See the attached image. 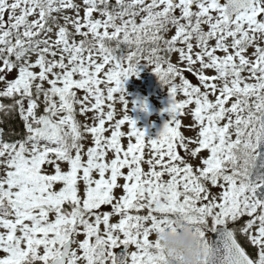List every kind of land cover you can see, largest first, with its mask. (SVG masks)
I'll list each match as a JSON object with an SVG mask.
<instances>
[{
  "label": "snow or ice",
  "instance_id": "obj_1",
  "mask_svg": "<svg viewBox=\"0 0 264 264\" xmlns=\"http://www.w3.org/2000/svg\"><path fill=\"white\" fill-rule=\"evenodd\" d=\"M142 67L169 89L155 139L127 114L125 84ZM0 84V112L18 113L27 133L0 136V264H169L159 235L177 217L204 264H264V173L252 179L264 168V0H0ZM186 116L195 137L181 130Z\"/></svg>",
  "mask_w": 264,
  "mask_h": 264
},
{
  "label": "rangeland",
  "instance_id": "obj_2",
  "mask_svg": "<svg viewBox=\"0 0 264 264\" xmlns=\"http://www.w3.org/2000/svg\"><path fill=\"white\" fill-rule=\"evenodd\" d=\"M71 14V13H69ZM81 16H83V12L80 13ZM207 30V28H206ZM173 33H169V36L172 35ZM212 43L214 44L215 41H212ZM251 51V49L249 50ZM221 56L223 55V53H219ZM33 59H35V57H33ZM172 61L173 63H176L178 61V55L173 56L172 57ZM181 67H183V65H181ZM37 71H39V69H37ZM153 69L151 67H142L141 71H140V76L139 78H136L135 76L130 78L126 84H125V88L127 90V100L129 102L128 104V112L127 114L130 115L133 119H135L137 121V125L138 127H140L141 129H146L148 136L155 139L158 138L159 133L162 131L163 129V125L164 123L170 119V116L167 112H164L163 110L165 108H167L170 104V97H169V92H168V88H162L159 87L156 90V93L154 90H151V83H150V73H152ZM191 74V73H190ZM208 75H215V72L213 70H209L207 72ZM184 75L190 80L191 83H193L194 85H198L199 81L196 78V76H194L193 74H191L190 76L188 75L187 72L184 73ZM245 75H247V73H245ZM16 76L15 72H12L9 76L8 79H14ZM177 83H180L179 80H177ZM47 87V85H45ZM103 87V86H102ZM0 88H3V85L0 84ZM78 95L80 97H83L84 92L80 91L78 93ZM179 100H183L185 99V97L183 96L182 93L178 94L177 97ZM215 96H212L211 99L215 100ZM42 99V97H41ZM135 102V104L133 103ZM144 102H147L148 104V111H144L142 109V104ZM229 102V105L230 106ZM192 108L195 107V105L191 106ZM115 109H116V119H120L123 117V115L125 114V112L123 111V106L121 103L117 102L115 104ZM41 111H43V109L41 108ZM107 111V109H106ZM77 112H78V120L80 122H85L86 117L84 115L79 114V106H77ZM88 117H93L94 113L93 112H88L87 113ZM193 122V119L191 116H186L182 119V132L186 137H195L196 136V132L194 131H189L187 130V128L183 127L184 125H189ZM88 123H91V121L89 120ZM107 126V125H106ZM130 126L129 125H125L122 127V131H124L125 133H128ZM106 135H110L109 133H106ZM234 138V137H233ZM129 143V140L125 137L122 138V144L123 146L126 148L127 144ZM92 145V138L91 136H89L88 140L85 141V149H87V147ZM191 148H195L197 147L196 144H191L190 145ZM149 151V149L146 147L145 148V152L147 153ZM178 151H180L181 156H185V152L182 148L178 149ZM201 155L203 157H207L209 155V152L207 150H204ZM113 158V153L109 152L107 159L111 160ZM190 163H193L194 166H199L200 165V160L199 159H193L192 157H186ZM87 159V157L85 156V160ZM62 167L67 170L68 165L67 164H62ZM145 171L147 172L149 170V165L147 163H145L143 165ZM48 171H52V169H48ZM125 172L127 171V169L124 170ZM94 177L95 178H99L98 174L94 173ZM165 180L169 179V177L166 175L164 177ZM125 181L123 179L119 180V184H123ZM209 187H211L209 185ZM81 188L83 189V184H81ZM221 189L219 187L216 188H212V192L213 194H217L220 193ZM123 194L122 189L117 188L115 190V195L117 197L121 196ZM101 212H110L111 208L109 206H104L102 207V209L100 210ZM142 214H146V213H142ZM119 219L118 216H113L111 222H117ZM249 219V217L245 216L240 220V224H244L245 221H247ZM101 230L103 231L105 226L103 224L100 225ZM81 232H82V228H81ZM209 235V233H208ZM85 235L81 234L78 236V240L83 241L85 239ZM153 240H155V235H153L151 237ZM74 249L76 248V246H73ZM116 252V250H115ZM2 254V253H0ZM82 254V253H81ZM81 264H84L83 261H81Z\"/></svg>",
  "mask_w": 264,
  "mask_h": 264
},
{
  "label": "clouds",
  "instance_id": "obj_3",
  "mask_svg": "<svg viewBox=\"0 0 264 264\" xmlns=\"http://www.w3.org/2000/svg\"><path fill=\"white\" fill-rule=\"evenodd\" d=\"M159 239L169 254V264H204L205 249L200 238L180 217L176 218L175 231L166 227Z\"/></svg>",
  "mask_w": 264,
  "mask_h": 264
},
{
  "label": "trees",
  "instance_id": "obj_4",
  "mask_svg": "<svg viewBox=\"0 0 264 264\" xmlns=\"http://www.w3.org/2000/svg\"><path fill=\"white\" fill-rule=\"evenodd\" d=\"M154 80L155 85L157 87H161L162 84L159 81L157 75L154 73ZM4 103H10L9 100L5 99L3 101ZM27 135L24 127V122L20 119L19 114L16 112H13L11 114H4L0 112V136H2V139L5 142H15L20 141L25 138ZM243 224H240V221L236 224L232 223L233 229H239ZM237 238L240 241V243L246 248L247 251H249L253 256L256 254V249L254 247L249 246L248 240L246 237L238 232Z\"/></svg>",
  "mask_w": 264,
  "mask_h": 264
},
{
  "label": "water",
  "instance_id": "obj_5",
  "mask_svg": "<svg viewBox=\"0 0 264 264\" xmlns=\"http://www.w3.org/2000/svg\"><path fill=\"white\" fill-rule=\"evenodd\" d=\"M259 154L264 157V144H262L259 149H258ZM258 173H264V168H254L253 169V173H252V179L256 180L257 178V174ZM258 196H264V193H258ZM211 240H218L219 236L218 234L212 233L210 235ZM118 257H120L121 259H127L128 258V249L125 247L123 249H120Z\"/></svg>",
  "mask_w": 264,
  "mask_h": 264
}]
</instances>
